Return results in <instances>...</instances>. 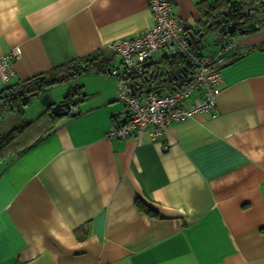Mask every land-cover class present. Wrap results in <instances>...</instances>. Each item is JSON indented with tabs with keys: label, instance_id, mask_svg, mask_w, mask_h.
Segmentation results:
<instances>
[{
	"label": "crops",
	"instance_id": "crops-1",
	"mask_svg": "<svg viewBox=\"0 0 264 264\" xmlns=\"http://www.w3.org/2000/svg\"><path fill=\"white\" fill-rule=\"evenodd\" d=\"M174 2L195 32L216 0ZM152 24L148 0H0V55L16 51L0 101L93 52L119 65L108 44ZM227 38L216 108L158 136H107L127 120L116 76L65 83L85 92L70 113L0 158V264H264V23Z\"/></svg>",
	"mask_w": 264,
	"mask_h": 264
},
{
	"label": "built area",
	"instance_id": "built-area-1",
	"mask_svg": "<svg viewBox=\"0 0 264 264\" xmlns=\"http://www.w3.org/2000/svg\"><path fill=\"white\" fill-rule=\"evenodd\" d=\"M148 1L153 17L150 29L136 37L117 39L108 44L121 58V63L113 66L111 72L118 78L119 98L127 113V121L111 128L108 137L140 136L144 131L158 136L171 123L184 122L198 112L216 108L227 53L237 46L233 39L224 38L216 50L207 53L203 49L200 54V48L192 47L186 23L174 12V0ZM159 50L164 51L163 58L183 55L189 65L177 71L163 67L154 71L150 67L158 63L155 52ZM15 54L16 51L0 55V78L3 81H9L15 73ZM162 69L165 72L162 73ZM159 74H164L163 79L167 81L164 85L169 84V90L158 89L151 83L143 85V77L150 79ZM168 74L171 80L165 79Z\"/></svg>",
	"mask_w": 264,
	"mask_h": 264
},
{
	"label": "trees",
	"instance_id": "trees-1",
	"mask_svg": "<svg viewBox=\"0 0 264 264\" xmlns=\"http://www.w3.org/2000/svg\"><path fill=\"white\" fill-rule=\"evenodd\" d=\"M252 4L264 5V0H216L214 4L205 9L204 18L202 19V26L200 30L190 32V40L192 47L199 49L203 45V38L200 37L201 32L206 34L211 30L218 31L217 43L232 34L227 33L229 17H234L238 14H243V8L247 6V2ZM201 5V2H199ZM233 15V16H232ZM259 23L263 22L261 19ZM205 48V46H203ZM113 55H106L103 52H93L91 54L79 57L71 62L62 64L51 69L43 81H36L34 78L24 82L27 86L23 88L24 83L9 86V89L3 90V101L7 104L9 110H16L23 112L25 106L31 101L33 93L41 95L48 92L49 89L56 85L71 82L75 78L85 73H103L111 75L113 67ZM189 65V61L183 55L165 56L161 62L151 64V69L156 71L158 67H163L169 71H177L178 69L185 68ZM155 73V72H154ZM159 74L157 77L154 75L149 79L142 78L143 85L151 83L166 84L167 81ZM8 88V87H7ZM78 91V93L85 94L83 86L76 85L70 90V95ZM58 120L51 109L48 108L41 112L37 118L23 122L16 128H13L8 133L0 134V158L10 153H19L28 148L33 142L41 139L44 135L54 128V124ZM127 121V120H126ZM123 125V124H122ZM150 210V209H148Z\"/></svg>",
	"mask_w": 264,
	"mask_h": 264
},
{
	"label": "rangeland",
	"instance_id": "rangeland-1",
	"mask_svg": "<svg viewBox=\"0 0 264 264\" xmlns=\"http://www.w3.org/2000/svg\"><path fill=\"white\" fill-rule=\"evenodd\" d=\"M256 16L258 18L264 19V9L261 11H257ZM264 23V20H263ZM237 33V32H236ZM217 31L211 30L208 32L207 36L205 37V52H208L210 50H213L215 47H217ZM163 54V51L159 50L155 52V57L157 59L161 58V55ZM116 62L120 63V57L116 56ZM68 84L62 83L59 85H56L55 87L51 88V92H49L52 95L53 100L55 99V96H53V93L61 92L59 94L58 98L59 100L63 99V97L67 94V90L64 91V88H66ZM61 95V96H60ZM54 100V101H59ZM5 101L1 99L0 101V107H4V112L0 114V134L8 133L13 128H16L19 124L23 122L31 121L41 113L43 110L42 107V101L40 96H33L31 101L25 106V110L23 112H19L16 110H9L7 104H4Z\"/></svg>",
	"mask_w": 264,
	"mask_h": 264
},
{
	"label": "water",
	"instance_id": "water-1",
	"mask_svg": "<svg viewBox=\"0 0 264 264\" xmlns=\"http://www.w3.org/2000/svg\"><path fill=\"white\" fill-rule=\"evenodd\" d=\"M248 4H250V1L247 2ZM256 10L258 8H255ZM200 30V29H198ZM248 30H250V27L245 29V28H236V24L235 23H231L228 27L227 33L229 34H233L235 32H239L241 34H244L245 32H247ZM218 31H217V35H218ZM206 35L205 32H201L200 37H204ZM203 45L200 47V54L203 53ZM161 72H165L164 69L161 70ZM45 75H40L34 78V80L36 81H43L45 79ZM165 79H169L171 80V76L168 74L167 78ZM27 86V83H24L23 88H25ZM161 90H158V92H160ZM74 94V92L72 93ZM37 95V93H33V96ZM41 97V101L43 102V104H45L46 106H48V108L51 109L52 113L59 117V116H64V115H68L70 113V110L72 108V106L76 103V101H72L70 102L69 100V93H67L63 99L59 100V101H54L52 98V95L49 92H45L42 93L41 95H37Z\"/></svg>",
	"mask_w": 264,
	"mask_h": 264
},
{
	"label": "flooded vegetation",
	"instance_id": "flooded-vegetation-1",
	"mask_svg": "<svg viewBox=\"0 0 264 264\" xmlns=\"http://www.w3.org/2000/svg\"><path fill=\"white\" fill-rule=\"evenodd\" d=\"M257 3V2H256ZM250 4L246 3L247 6L244 7V5L241 6L243 8V14H238L234 17H229V25L231 23L236 24V28H249L252 24H255L257 21H260L261 18H258L256 16L257 11H261L264 9V5H257V4ZM255 8H258L257 10ZM233 16V15H232ZM228 25V26H229ZM70 102L75 101V96H69Z\"/></svg>",
	"mask_w": 264,
	"mask_h": 264
}]
</instances>
